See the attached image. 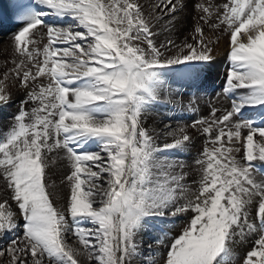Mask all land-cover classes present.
Here are the masks:
<instances>
[{
    "label": "snow or ice",
    "instance_id": "6c2138e0",
    "mask_svg": "<svg viewBox=\"0 0 264 264\" xmlns=\"http://www.w3.org/2000/svg\"><path fill=\"white\" fill-rule=\"evenodd\" d=\"M184 7L22 0L0 78V105L13 101L9 82L24 92L0 138V239L22 234L0 247V264H135L146 221L181 216L168 244L165 232L147 246L166 249L160 264H233L234 246L252 236L242 264H264V170L256 167L264 165V112L259 121L243 117L264 110V0H196L193 29L177 42L171 33ZM220 36L229 68L209 115L147 127L165 70L194 79ZM190 130L204 137L193 165L159 155L188 147ZM58 159L69 169L60 181L66 197L48 175Z\"/></svg>",
    "mask_w": 264,
    "mask_h": 264
},
{
    "label": "bare ground",
    "instance_id": "6f19581e",
    "mask_svg": "<svg viewBox=\"0 0 264 264\" xmlns=\"http://www.w3.org/2000/svg\"><path fill=\"white\" fill-rule=\"evenodd\" d=\"M195 3L196 0H185L186 7L176 14V23L171 36L173 39H176L177 42H179V40L184 36L188 35L193 29L195 20L198 16L197 11L194 9ZM54 22H60L63 24L72 23V21L67 18L63 21L56 19ZM14 32L15 31L13 29L4 30L3 28H0V78H2V74L5 71L2 66L3 61L11 59V48L9 45ZM206 34L211 39H215L217 35L207 31ZM160 40L161 42L164 40L163 35L160 37ZM227 49L228 37L220 36L219 42L214 46V60L206 64L196 65L195 67L198 75L192 80L177 81L176 74L180 71V69L165 70L163 77V98L148 107L146 126L155 128L159 131L163 127V124L168 122H171L173 126L177 124H191L192 120H189L188 117L199 118L209 115L211 103L217 102L216 94L221 93L224 87L225 76L229 68V62L226 58ZM8 66L11 67L10 64ZM203 72H205L206 75H204ZM9 90L13 94V101L7 105H0V138L6 135V130L10 126L12 117L18 112L19 101L24 96L23 90H18L16 84L14 83L9 82ZM229 101L230 98L221 97L219 99V103H222L225 106L229 104ZM261 112H264V110L249 108L244 110L243 115L244 118L255 117L257 121H259L261 118ZM190 131L194 136V140L188 147L181 149L179 152L159 153V155H178L186 164L193 165L195 158H197L202 151L204 137L195 130ZM91 150H96L94 145L91 147ZM256 167L264 170V165H261L259 162H256ZM188 170L190 172V176L188 178L190 182L196 178V173L192 168H189ZM68 171L67 162L58 159L56 164L51 166L48 173L51 179L56 181L58 190L61 191L62 195L65 197L68 194V188L66 185L61 184L60 181L68 173ZM260 176H264V171L260 173ZM260 176H258V178H260ZM3 195H6V192L4 191V181L0 179V196ZM254 212L255 209L253 210V214ZM174 220L177 222V230H174L177 235L180 231V226L187 220V216H181L179 218H175ZM169 222L170 220L164 221L158 219H150L146 221L144 227L138 235V240L141 241L142 244L140 248V255L136 257L135 264H143L146 258L158 261L156 260L158 257L155 255V252L158 251L160 247L156 248L154 246V250H150L147 247L149 244H154L155 241L150 238L151 233L149 231V226L154 228L152 229V233L161 234L164 233L166 226L167 228L169 227L167 225ZM173 223L176 224L175 222ZM171 224L172 223L169 225ZM172 226L173 225L169 228ZM167 233H170V231ZM20 234V232H15L7 237L14 238ZM7 237L0 239V244H2L3 241L8 240L9 238ZM155 237L153 236V238ZM252 239V237H249L248 240L243 243L237 242L234 246L233 264H242L245 256L242 254H246V252L251 249Z\"/></svg>",
    "mask_w": 264,
    "mask_h": 264
},
{
    "label": "rangeland",
    "instance_id": "374dc122",
    "mask_svg": "<svg viewBox=\"0 0 264 264\" xmlns=\"http://www.w3.org/2000/svg\"><path fill=\"white\" fill-rule=\"evenodd\" d=\"M188 119L189 120H194V119H197V118H195V117H188ZM172 220H174V219H171L170 220V222H169V224L170 223H172L171 225H173L171 228H169L171 225H169V224H167L169 227L167 228V226H166V228H165V231H164V233L165 232H169L170 231V233H169V238L168 239H165V244H168L169 242H170V236H174V235H176L175 234V232H174V230H177V222L174 220V221H172ZM173 222H175L176 224H174ZM21 223H22V221H21ZM175 225V226H174ZM152 229H154V228H152V227H150L149 226V231H150V238L151 239H154V240H156L157 238H159V237H161L162 235H164V233H161V234H154V233H152ZM161 231V230H160ZM163 232V231H162ZM174 232V233H173ZM172 233V234H171ZM22 234V233H21ZM20 234V235H21ZM171 234V235H170ZM153 236L155 237V238H153ZM159 236V237H158ZM7 238H9V239H11V238H13V237H7ZM252 240H251V242L255 239V236L253 237L252 236ZM9 239L8 240H5V241H3V243L2 244H0V247H3V246H5L7 243H8V241H9ZM5 243V244H4ZM160 251V252H159ZM166 251V249L164 248V247H160L159 249H158V251H156L155 253V255L158 257L156 260H158V261H156V264H160V258L163 256V254H164V252ZM154 255V256H155ZM243 256L245 255V254H242ZM144 264V263H143Z\"/></svg>",
    "mask_w": 264,
    "mask_h": 264
}]
</instances>
